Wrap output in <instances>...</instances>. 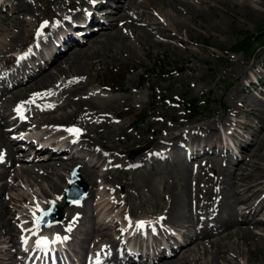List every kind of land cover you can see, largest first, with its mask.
<instances>
[{
	"label": "bare ground",
	"instance_id": "1",
	"mask_svg": "<svg viewBox=\"0 0 264 264\" xmlns=\"http://www.w3.org/2000/svg\"><path fill=\"white\" fill-rule=\"evenodd\" d=\"M8 2V3H7ZM88 4H93L91 0L87 1ZM146 5L153 7L155 12L160 14V10L164 7H169L172 14L166 13L168 16L166 21L160 18L157 14V20L150 17V12L146 10H139L136 0H125L122 8H118V13L121 14L118 20H111L109 22L102 23L106 30L99 34H94L89 40L90 44L87 46H79L74 50H69L64 53L63 57L55 60L54 63L59 68L60 61L67 62L68 67L66 70H86L88 67L98 62V53L100 49L106 45L107 47L116 48L113 51V57L117 59L119 56H123L122 48L126 47L129 52H136L138 48L147 49L146 53L150 51V43L161 45L162 42L156 37H167L165 32H169L171 38H177V41L184 42L182 37V30L190 31L191 26L185 19L196 18L197 15L207 14L208 12L214 13L217 6L229 5L231 2L226 0H145ZM249 12L256 14L260 7L254 2H248L244 4ZM4 7L3 13H6L9 18L14 21L13 26H4L6 20L0 18V31L10 32L12 29L15 31L11 33L7 41L5 42L0 36V57L6 56V51L13 47H19L28 40L27 32L33 34L35 26L39 23L38 9L34 5L32 0H6L2 3ZM236 7V5H232ZM60 8V6L58 7ZM234 9V8H233ZM114 15V11L106 9ZM138 14L135 17L132 13ZM105 11V10H104ZM233 14L239 18L246 17L249 14H242L239 11L232 10ZM83 18L89 15L87 8L78 12ZM149 17H148V15ZM62 16H65L64 14ZM147 17L146 25L141 24V19ZM170 16V17H169ZM1 17V15H0ZM77 15H69L64 18L62 23L66 20L73 26L77 21H74ZM164 17V16H163ZM129 18V20H126ZM185 18V19H184ZM126 20V21H125ZM224 19L222 18L218 23L212 26L214 31H217L223 27ZM136 24L142 27H137ZM118 26L121 28H118ZM57 27V26H55ZM63 27H61L62 29ZM131 30L127 33L124 29ZM104 29V28H102ZM160 35H157L159 34ZM136 34L138 37L140 46H135L134 42L130 40L129 36ZM169 39V38H168ZM21 41V43H20ZM74 41L70 40V44ZM97 44V45H95ZM169 46V43L163 44V49L170 47L172 50H176V44ZM76 46V44H74ZM34 48L40 51V46L36 43ZM8 52V51H7ZM119 54V55H118ZM64 70L63 72H65ZM62 72V73H63ZM84 72H73L68 81H58V85H75L80 83L84 78ZM53 74L52 71H44L39 75H34L26 67L20 66L14 73H0V144L6 145L12 155L13 164L16 162H23L28 164L24 157H20L16 154L18 151L14 147V143L9 138V133L14 132L18 128L24 126L19 124L18 121L8 122L7 111L16 102L28 101L33 93H44L45 90H49L47 79ZM21 76L20 82L12 83L10 85L8 80L10 77ZM7 78V79H6ZM79 78V79H73ZM16 79V78H15ZM88 84H85L87 86ZM67 98V102L58 105L53 110L45 111L41 120L37 121V124L44 125L50 131L58 130V125H65L80 122L81 124H90L87 120L89 115H95L98 118H102L98 124H102L109 120L110 112L112 108L117 107L119 104L129 102L134 97L131 92L128 97H124L123 102L119 100V97H106L101 95H91L83 87H69L64 91ZM47 95H41L36 98V101L41 103L43 98ZM255 106H253L254 108ZM43 107H41V110ZM44 110L45 107H44ZM259 110V109H258ZM61 111V112H59ZM29 110H27V113ZM241 111H239L240 113ZM257 117H261L260 112L255 111ZM234 114H237L236 110H233ZM230 113L223 114L220 118L211 120L202 125H198L195 121L189 122L182 128L183 124H171L169 127L164 128L158 132L159 144L154 148H166L168 151H176L179 146L180 139H184L187 136L195 138L198 135L206 133L210 136L217 137L219 133L218 124H231L234 123L230 118ZM264 118V117H262ZM4 120V122H3ZM7 127L8 129H5ZM66 127L65 131H67ZM261 134L258 142H264V126L260 129ZM189 132V133H188ZM259 135V134H258ZM190 138V137H189ZM97 139V137H96ZM89 138L92 142H83L77 148V153L86 152L84 155H78L77 157L71 156L70 158L62 159L61 161L54 158L55 155H51L48 158L33 157L31 161L33 165H21L19 169H1L0 165V205L4 207L5 220H0V229L4 228L3 234H7L8 238L0 240L1 243L11 241L13 245L5 244L9 247L2 249L0 247V263L3 264H24V257L17 255V250L21 251L19 242L15 238L16 228L11 225V217L9 214H14V209H7L8 200L13 199L17 202L28 201L34 208L38 201L36 196L48 197V202L55 200L56 203H62L63 199L55 195H50L49 189L53 191V194H60V187L62 183H66L67 176L69 175L71 166L80 159L82 162H86L87 155H93L99 152L100 149L96 147L93 142L96 140ZM73 142L72 140H70ZM193 143H195L193 141ZM209 145L215 143L204 142ZM29 146V143H28ZM104 148H108L105 144ZM147 148V145L143 146ZM134 148L131 149L133 153ZM120 152V151H119ZM150 152L144 154L141 158L134 161L139 163L144 160L150 159ZM98 156V160L95 161L91 169H86L87 176L91 179L90 187L85 197L80 203L74 204L64 210V214L67 217L73 214H78L80 224L82 220L89 212V219L92 222L91 227H84V231L87 235L84 241L83 251L93 250L94 255L105 254V261L102 264L112 263L116 257L117 252L113 251L111 254L105 252L115 246L119 235L118 226H125L131 233L138 232L135 225L129 221V214L145 213L151 214L153 210L151 208L160 206L156 209L155 215L158 219L156 224V232L153 235L154 241L157 243L160 235L168 238V230L170 228L182 229V235L185 239V245L168 258H160L153 264H244L240 261L239 257L253 256L256 249L260 246H264V236L256 229H260L264 232V166L252 163V172L243 173L244 165H250L254 158L264 162V152L261 151V144L254 142L247 148V153L243 157V162L239 163V168L236 171L231 172L229 170V163H232L233 158L230 156L227 159L221 158L219 161L217 158L203 159L204 162L198 167L195 177L190 181V170L188 165H183L180 169V176L185 182V186L182 190L177 188L176 182L173 178V173L169 170L156 169L150 171L148 175H145L144 186H136L139 196L136 200V204H129L126 199H121L123 194V187L116 192V195L110 197L112 191L108 184H111L108 179L111 176L112 164L115 162V157L112 154H103ZM18 159V160H17ZM17 160V161H16ZM175 160V158L173 159ZM201 160L200 162H202ZM40 161V162H39ZM228 161V164L226 162ZM39 162V164H38ZM99 162V164H98ZM199 162V163H200ZM198 163V164H199ZM215 163V164H214ZM71 165V166H70ZM101 166H105L101 169ZM139 166L142 168L145 166L141 163ZM217 169L215 170L214 167ZM63 170V171H60ZM12 175V176H11ZM11 176L10 180L7 179ZM56 176V178L54 177ZM240 176V177H239ZM24 177L27 180L23 179ZM178 177V175H176ZM20 181L26 184L47 182V185H43L42 194L38 191H29L27 187H19V192L16 195H10L8 191H16L17 187L21 185ZM133 183V182H132ZM191 183V184H190ZM92 186V188H91ZM228 186V187H227ZM60 187V189H59ZM124 187L127 190L128 197L132 199L133 194L130 183H124ZM91 188V190H90ZM8 194V197L6 195ZM4 196V197H2ZM190 196L192 199L190 201ZM190 201V202H189ZM126 203L128 205H126ZM18 206V203H15ZM242 205L239 207V205ZM41 207L45 208L47 203H40ZM120 205L123 209H119ZM137 209V210H135ZM117 212L120 219H105L107 213ZM38 213V210H37ZM68 213V214H67ZM8 214V215H6ZM25 218L23 219L24 228L30 233V225L35 223L33 216V209H26ZM205 215V216H203ZM103 217V219H99ZM19 221V218H18ZM186 222L187 224H184ZM217 226V228L215 227ZM42 231L45 229L42 227ZM179 231V230H178ZM20 232V231H19ZM2 237L0 231V238ZM170 237H173L171 234ZM228 239V240H227ZM10 243V242H9ZM168 243V242H167ZM87 244V247L85 246ZM171 246V245H170ZM244 246V247H243ZM14 250L16 251L15 253ZM160 250V249H159ZM24 254L25 252L22 251ZM158 256V253L155 252ZM230 255V257L228 256Z\"/></svg>",
	"mask_w": 264,
	"mask_h": 264
},
{
	"label": "rangeland",
	"instance_id": "2",
	"mask_svg": "<svg viewBox=\"0 0 264 264\" xmlns=\"http://www.w3.org/2000/svg\"><path fill=\"white\" fill-rule=\"evenodd\" d=\"M33 1L38 3L41 23L48 21V17L52 16V20L50 18L48 24L55 21L53 19L54 13L63 12L57 9V5H60L61 3L65 4L67 9L64 10V12H69L70 14H73L74 10L80 6V0ZM144 1L145 0H136L137 5L140 7L139 10L143 9L150 12V17L155 18V20H157V14L160 18L165 20L163 23H168V21H170H166L168 16L166 13L172 14L173 12L170 11L168 6L160 10L159 14L155 12L153 7L146 5ZM226 1L231 3L226 6H217L214 13L208 12L204 15H197L196 18H184L191 26L190 31L187 32L185 29L181 31L184 42L177 41V38H171L168 31L165 32V34L169 39L163 36L156 37V39H159L163 44L169 43V46L176 44L177 49L175 51L170 47L163 49V44L158 45L152 42L150 43V51L147 53L145 51L147 50L146 48L144 50L138 48L136 52H129L126 47H123L121 49V54H123V56H119L118 58L121 59H117L112 55L116 48L104 45L98 53L99 61L95 62L94 65L88 67L85 71L66 70L68 64L65 60L59 63V68L54 67V64V68L50 70L53 74L47 79V83L48 87L51 88L52 86V99L60 96L58 86L60 87L61 85H57L55 82L57 80L61 81L64 78V73L72 76L73 72H84L83 74L86 76L84 77L85 83H80L78 86L85 88L87 92L96 91L99 94V89L103 87L105 89L104 93L107 94V96L119 97L121 102H123L124 97H128L129 93H133L134 97H132L129 102L119 104L117 107L111 109V122L109 119L106 121V125L98 126V118L96 116L91 117L90 125L80 123L75 124V126L83 129L81 134L87 135L89 138L93 139H96L97 137L93 144L98 148L104 144L110 147L111 154L117 159L113 163V169H115L111 172V176L108 179L112 181V187H117L116 185L121 184L119 186L123 187V198H127L129 203L133 204V206L136 204L137 197L139 196L136 186H139V188L144 186L145 175L152 173L158 168L163 169L164 171L169 170L173 173L177 188L182 190L185 186V182L180 176V169L183 165L188 163L183 159L174 162L169 161L158 165L155 164L152 167L145 168L146 171L138 170L132 173L122 172L120 170L121 166H124L123 161L120 162V160L128 159L130 158V154H133L135 151H140V145H152L153 142L156 144L158 142L157 133L159 130L169 127L171 123L183 122V129L190 121H195L198 125H202L211 120L220 118L223 114H228L232 108L237 107L241 111L238 118L243 122L241 125L245 127V135L239 136L240 134H238V137L240 138L238 139L240 142V156L243 158L244 145H247L249 142H257L258 137L256 134L258 135L261 126H264V118H262L264 117V94L259 93L256 89L254 91L246 89V82L244 80L246 77H252L250 74L257 69V64L261 65L259 68H261L263 72L259 73V76L264 80V47L260 49L253 60L248 59L247 51L235 52L232 48L239 42V40H241V38L250 34L256 35L257 31L264 29V0ZM248 2H254L260 7V10L255 15L245 9L246 7H244V4ZM234 4L236 7L232 6ZM232 10L249 15L239 18L233 14ZM134 12L135 11L132 10L133 15L138 17V14ZM0 18L6 20V24L4 23L6 28L14 25V21L9 18L7 14H2ZM222 18L225 20L223 27L214 31L212 26L218 23ZM146 19V16L143 17L141 19V24L146 22L144 21ZM126 20H129V18ZM42 25L43 24H41V26ZM41 26H38L37 28L40 32ZM44 26L45 25H43V27ZM136 26L142 27L138 24H136ZM118 28H121V26H118ZM124 30L127 33L131 32L130 28L129 30L127 28ZM14 31V29L10 32L0 31V36L6 42ZM27 34L29 38L26 43H23L19 47L16 46L8 49V52L6 51V56L0 58V69L5 70L3 63L5 65L9 64V61L12 60L10 58L13 55L12 53L17 51L23 45L26 46L27 43L29 44L31 42L33 34L31 36H29L30 32H27ZM157 35H160V33ZM129 38L134 42L135 46L141 45L136 34L135 36L134 34H131V37L129 36ZM0 45L2 44L0 43ZM64 70L66 71L63 72ZM83 84H88V88ZM262 88L264 90V87ZM89 94L94 95L93 93ZM185 97H204V99L207 98V102L202 103V107L199 108L197 116L188 117L186 116L184 106L181 104L182 101H180L181 98ZM254 98L257 102H255ZM167 101H170V103ZM57 103L58 102H52L55 106H57ZM18 104L19 103H14V105H12V111H16ZM39 104H43L42 110V105ZM48 104L47 101H44L43 103L36 101L33 105L29 106L30 116L27 118H20L21 122H25L28 119H35L36 127H45L42 124L38 125L37 121L41 120L45 111L53 110V107L47 106ZM253 106H255L254 110L260 112L261 117H257L256 112L252 109ZM44 107L46 110H44ZM11 108L7 111L8 116ZM144 111H146L145 116L147 115L148 117H146L144 122L139 123V116L141 113H144ZM16 115L17 113L12 116L16 117ZM171 116L177 117L173 118ZM226 125H217L220 128V134L225 131ZM71 126L73 125H69L68 127ZM46 129H39L37 134H43L44 132L49 133L50 131H47ZM219 133L217 134V137L207 135L206 133H203L202 136H206L204 140H208V142H217L220 139ZM14 137L15 136H11V139ZM49 137V139L53 140L59 138V136L54 134H50ZM64 137L67 139H74L76 134L68 132L65 133ZM84 141L92 142L89 139H85ZM19 143L23 144L21 142ZM258 144H261V151L264 152V142L262 143L260 140ZM248 146L249 145L245 147ZM0 148H3L2 150L0 149V156H2V152H5L6 145L4 146L3 144H0ZM132 148H134L133 153H131ZM33 150L34 149L27 151L26 153L24 150L20 151H22V156L31 157V154L34 153ZM118 151H120V153H118ZM97 158L98 157L96 156L90 157V159L94 160ZM0 160L2 162L4 161V159ZM233 160L238 163L242 159L238 160L234 157ZM253 162L254 164L259 162L260 165L264 166V162L254 158L250 165L242 164L243 173L252 172L254 166H252ZM21 164L22 162H18L15 167H19ZM235 166L238 167V165H232L231 170H234ZM188 167L190 174H192L190 176V181L192 183L195 175L193 174L191 165L188 164ZM86 169L88 168L82 167V175L84 174L83 179L90 184L91 179L87 176ZM176 175H178V177H176ZM54 177L56 178V176ZM23 179L27 180L26 177ZM126 182L130 183L131 190L133 191L132 199L128 197L127 190L124 187L123 183ZM25 185L29 191L37 190L38 192H42L41 187L47 185V182L43 181L29 186L25 183L22 184V186ZM63 186L64 183H62L60 187ZM61 190L62 188L60 189V192ZM18 192V188L16 191H9L11 195H16ZM49 193L50 195H54L51 188L49 189ZM47 199L48 198H46V200ZM191 199L192 196H190V201ZM11 202L12 201H10V203ZM25 204L27 203L20 205L25 206ZM158 207L160 206L151 208L153 210L152 213H155ZM7 209L9 210V208ZM4 212V207L0 205V220H5L6 216H4ZM15 215L23 217V213L21 214V212H17ZM138 215L141 214L139 213ZM12 216L13 215L9 214L7 217ZM184 224L187 223L184 222ZM3 230L4 228L0 229L2 237H5L2 232ZM259 231L264 236V232L262 230ZM78 236H80L79 233ZM228 256L230 257L229 254ZM239 259L244 264H264V246L257 248L253 256H240Z\"/></svg>",
	"mask_w": 264,
	"mask_h": 264
},
{
	"label": "snow or ice",
	"instance_id": "3",
	"mask_svg": "<svg viewBox=\"0 0 264 264\" xmlns=\"http://www.w3.org/2000/svg\"><path fill=\"white\" fill-rule=\"evenodd\" d=\"M92 3H95L96 0H91ZM49 22L48 21H44L43 22V25H47ZM57 23H59V21H57ZM43 25L41 26V31H42V28H43ZM41 34L40 31L37 32V35L39 36ZM73 79H79V78H73ZM51 90H45V92L42 94V93H33L32 97L28 100V101H21L20 104L17 105L16 107V111L23 116L24 112L27 110L25 105L28 104V103H35L36 102V98L40 97L41 95H48L49 92ZM48 107H54L55 105L53 104H49L47 105ZM43 107V105H42ZM27 118V117H25ZM69 132L71 133H75L76 136H79V134L83 131V129L73 125L71 127H69L67 129ZM0 159H3L2 156H0ZM49 203L51 204H55L56 201L55 200H52L50 201ZM73 203H80V201L76 200V201H73ZM37 210L39 211L40 214H37ZM51 211V209H44L43 207H41L40 203L37 202L35 207L33 208V216L35 218V221H36V227L38 228L40 226V224L43 222L44 220V217L48 215V213ZM130 219V218H129ZM139 224L140 227H145L147 224H149L150 222L149 221H146V220H140L137 222ZM27 239V237L25 238ZM56 240H62L64 239V237H61L58 233L56 234V237H55ZM53 241L47 237V236H41L40 239L37 241V246H48L52 243Z\"/></svg>",
	"mask_w": 264,
	"mask_h": 264
},
{
	"label": "water",
	"instance_id": "4",
	"mask_svg": "<svg viewBox=\"0 0 264 264\" xmlns=\"http://www.w3.org/2000/svg\"><path fill=\"white\" fill-rule=\"evenodd\" d=\"M77 179H78V176H77V174L75 172L74 175H73V179L71 181V185H72L71 189L75 188V186H78ZM79 184L82 185L81 189L83 190L82 192H84V190L86 188V185L84 183H82V182H79ZM71 189L69 190L70 192L72 191Z\"/></svg>",
	"mask_w": 264,
	"mask_h": 264
},
{
	"label": "trees",
	"instance_id": "5",
	"mask_svg": "<svg viewBox=\"0 0 264 264\" xmlns=\"http://www.w3.org/2000/svg\"><path fill=\"white\" fill-rule=\"evenodd\" d=\"M254 41L252 40V38H246L243 40V42L241 43L240 46H238L236 49H240V48H249V46L254 45Z\"/></svg>",
	"mask_w": 264,
	"mask_h": 264
}]
</instances>
